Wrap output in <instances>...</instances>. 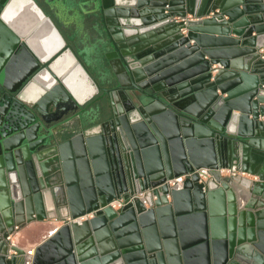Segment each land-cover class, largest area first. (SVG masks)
Returning a JSON list of instances; mask_svg holds the SVG:
<instances>
[{
    "label": "water",
    "instance_id": "water-1",
    "mask_svg": "<svg viewBox=\"0 0 264 264\" xmlns=\"http://www.w3.org/2000/svg\"><path fill=\"white\" fill-rule=\"evenodd\" d=\"M262 49L264 0H0V264H264Z\"/></svg>",
    "mask_w": 264,
    "mask_h": 264
},
{
    "label": "crops",
    "instance_id": "crops-1",
    "mask_svg": "<svg viewBox=\"0 0 264 264\" xmlns=\"http://www.w3.org/2000/svg\"><path fill=\"white\" fill-rule=\"evenodd\" d=\"M192 16L188 15V18H191ZM176 19H182L181 17H174L173 20ZM188 31L187 28L182 29V33L186 34ZM64 32V31H63ZM66 35V33L64 32ZM255 35V34H254ZM86 50L89 53V56L94 53L96 46L92 44V42L89 39H83ZM191 43H194V40H191ZM209 45L216 47V48H224L227 47L229 44L225 42H219L217 40L213 41ZM90 46V47H88ZM91 58L88 57V63L89 67L92 72L97 71V67L93 66V64H90ZM218 67V66H217ZM243 176L251 177L253 176L249 174H244ZM62 225L61 221L57 220H44V221H37L29 224L27 227L20 230L16 235L12 236L13 241L16 245H18L21 249H23L26 252L29 251H35V249L40 246L42 243H44L47 239H49L52 235L55 234L57 229Z\"/></svg>",
    "mask_w": 264,
    "mask_h": 264
},
{
    "label": "built area",
    "instance_id": "built-area-1",
    "mask_svg": "<svg viewBox=\"0 0 264 264\" xmlns=\"http://www.w3.org/2000/svg\"><path fill=\"white\" fill-rule=\"evenodd\" d=\"M262 51H264V49H262ZM213 67H214V69L216 71L217 65H214ZM211 170L212 169L209 168V167L197 168L194 171L189 172L187 174H182V175H179V176H175L173 178H168L165 181V183L168 185V187H169L170 190L171 189H177V190H179V189H182L183 188L185 179L187 177H192L194 174H198V176H199V182H201V183H207V182H209L213 178V176L211 174ZM218 170L220 171V173H221L222 176H233V175H238V174H241V175L246 174L245 172H242V171H233V169H231V168H225V167H219ZM147 191L148 190L141 191L138 194H135V195L131 196L128 201L123 196L120 197V198H115V199L109 201L107 203V206H110L114 210H118L120 208H123L130 201H132V199L134 197L141 198L142 201H143V203L148 206L149 203H148V200L146 199V192ZM156 197L157 196H155V195L153 196L154 199H156ZM94 215H95V211L87 214L84 217L79 218L80 219L79 221H82L85 218L93 217ZM7 239L13 241L12 235H9Z\"/></svg>",
    "mask_w": 264,
    "mask_h": 264
}]
</instances>
